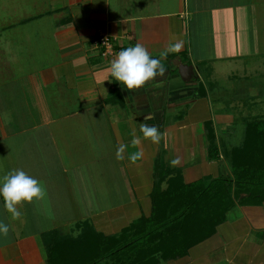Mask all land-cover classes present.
<instances>
[{"label":"crops","instance_id":"1","mask_svg":"<svg viewBox=\"0 0 264 264\" xmlns=\"http://www.w3.org/2000/svg\"><path fill=\"white\" fill-rule=\"evenodd\" d=\"M136 44L165 71L124 91L108 70ZM263 81L264 0H0V177L22 169L46 192L19 218L0 200V264H47L46 241L84 221L112 236L149 217L156 162L185 184L230 175L237 129L264 114ZM160 264H264V203L236 205L211 237Z\"/></svg>","mask_w":264,"mask_h":264},{"label":"trees","instance_id":"2","mask_svg":"<svg viewBox=\"0 0 264 264\" xmlns=\"http://www.w3.org/2000/svg\"><path fill=\"white\" fill-rule=\"evenodd\" d=\"M208 158H218L215 133L205 124ZM239 146L228 152L231 174L185 184L178 171L156 162L151 213L104 236L88 222L76 236L46 241L47 264H160L183 257L211 237L236 205L264 203V118L248 121ZM172 175V176H170ZM163 185V186H162Z\"/></svg>","mask_w":264,"mask_h":264},{"label":"clouds","instance_id":"3","mask_svg":"<svg viewBox=\"0 0 264 264\" xmlns=\"http://www.w3.org/2000/svg\"><path fill=\"white\" fill-rule=\"evenodd\" d=\"M179 45L176 46L178 50ZM166 53H161V56ZM109 75L115 79L124 91L140 88L145 82L163 74L165 71L159 58L150 56L147 49L141 45L127 47L117 54L111 62ZM143 134L153 142H159L160 134L155 127L143 126ZM46 192L40 181L28 175L24 170L17 169L0 177V200L13 218H19V205L41 200ZM9 227L0 222V236H7Z\"/></svg>","mask_w":264,"mask_h":264},{"label":"water","instance_id":"4","mask_svg":"<svg viewBox=\"0 0 264 264\" xmlns=\"http://www.w3.org/2000/svg\"><path fill=\"white\" fill-rule=\"evenodd\" d=\"M174 65H177L178 67V73L181 77V79L185 82H188L193 77V67L187 64H183L180 60H174Z\"/></svg>","mask_w":264,"mask_h":264},{"label":"rangeland","instance_id":"5","mask_svg":"<svg viewBox=\"0 0 264 264\" xmlns=\"http://www.w3.org/2000/svg\"><path fill=\"white\" fill-rule=\"evenodd\" d=\"M6 18H7V16H6ZM257 75V74H256ZM264 82V81H263ZM225 99H227V102L228 101H231L232 103H234V101H237V99H235V98H233V97H226ZM260 99H262L263 101H264V97L263 98H260ZM263 108V107H262ZM258 115L257 116H253L252 118H251V120L252 119H256V118H264V114L263 113H257ZM244 129L241 127V126H239V128L237 129V133L239 134V138L238 139H240V141H242V139H243V133H244V131H243ZM233 143H235L236 142V140H234L233 139V141H232ZM239 142V141H238ZM234 146V145H233ZM64 230L66 231L67 230V228H64Z\"/></svg>","mask_w":264,"mask_h":264},{"label":"built area","instance_id":"6","mask_svg":"<svg viewBox=\"0 0 264 264\" xmlns=\"http://www.w3.org/2000/svg\"><path fill=\"white\" fill-rule=\"evenodd\" d=\"M98 46L102 47L104 49V53H112V44L110 39L107 36H101L99 37L98 41H96Z\"/></svg>","mask_w":264,"mask_h":264}]
</instances>
